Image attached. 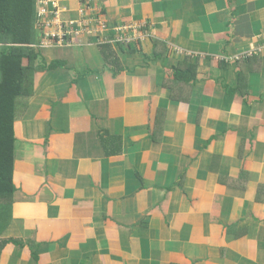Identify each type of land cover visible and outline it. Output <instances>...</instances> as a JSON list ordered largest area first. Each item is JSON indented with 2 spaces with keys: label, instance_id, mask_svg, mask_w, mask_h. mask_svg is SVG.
I'll use <instances>...</instances> for the list:
<instances>
[{
  "label": "crops",
  "instance_id": "crops-1",
  "mask_svg": "<svg viewBox=\"0 0 264 264\" xmlns=\"http://www.w3.org/2000/svg\"><path fill=\"white\" fill-rule=\"evenodd\" d=\"M58 3L106 28L42 48L0 264H264V0Z\"/></svg>",
  "mask_w": 264,
  "mask_h": 264
},
{
  "label": "trees",
  "instance_id": "trees-1",
  "mask_svg": "<svg viewBox=\"0 0 264 264\" xmlns=\"http://www.w3.org/2000/svg\"><path fill=\"white\" fill-rule=\"evenodd\" d=\"M35 12L36 0H0V41L7 43L0 48V252L9 242L21 244L20 240L3 239L1 236L12 219V195L16 189L13 183L14 123L34 91L36 72L45 67L51 69L62 65L58 59L46 64L43 47L32 45L38 39ZM111 63H116V59ZM174 64V86L179 81L184 85L173 87L169 83L171 96L184 101L182 93L186 91L181 88L186 84L187 87L194 79L196 64L185 60ZM117 69H114V74Z\"/></svg>",
  "mask_w": 264,
  "mask_h": 264
},
{
  "label": "built area",
  "instance_id": "built-area-1",
  "mask_svg": "<svg viewBox=\"0 0 264 264\" xmlns=\"http://www.w3.org/2000/svg\"><path fill=\"white\" fill-rule=\"evenodd\" d=\"M59 0H38L39 6L37 11V19L35 26L38 31V39L36 44H32L33 46L40 45L42 42L39 39L40 35V29L47 28V31L45 32L46 39H49L52 43H59L60 41H67L69 43L68 45H71V40L69 37L72 38V33L74 32V29L72 30L71 26H76V24H82L81 20H69L66 21L62 20L57 15V7L59 5ZM59 23V27H64L63 33L58 32H51V29L53 26ZM96 25V24H95ZM99 27L101 30H104L105 24L103 22H99ZM94 31V35L97 34L96 30ZM91 33V31H90ZM73 39V38H72ZM61 42V43H62ZM7 43H3L0 41V48L4 47Z\"/></svg>",
  "mask_w": 264,
  "mask_h": 264
},
{
  "label": "rangeland",
  "instance_id": "rangeland-1",
  "mask_svg": "<svg viewBox=\"0 0 264 264\" xmlns=\"http://www.w3.org/2000/svg\"><path fill=\"white\" fill-rule=\"evenodd\" d=\"M57 9V15L59 18H61L62 11L65 10L63 7L61 8L60 5H58ZM82 14V13H81ZM85 16L82 15L79 19H72V20H77L82 22V24H76V26H71L72 30L74 29V32L72 33V38H70L71 45H68L67 41H60L59 43H52L49 41V39H46L45 37V32L47 31V28H42L40 29V35L39 39L42 42L40 45H37L39 48H56V47H68V46H74V45H81V43H78V41H82L83 38H87V42H90L89 37L91 38V43H94L96 40L92 39V34L94 33L93 31V26L99 22L98 21V16H91L88 12H84ZM62 19V18H61ZM88 23L91 25L88 27ZM88 27V28H86ZM91 31V33H90ZM51 32H58V33H63L64 32V27H59V23L53 26L51 29ZM62 42V43H61ZM86 44V43H84Z\"/></svg>",
  "mask_w": 264,
  "mask_h": 264
}]
</instances>
